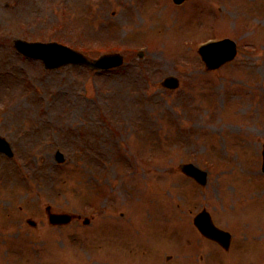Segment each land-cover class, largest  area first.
Returning a JSON list of instances; mask_svg holds the SVG:
<instances>
[{
  "label": "rangeland",
  "instance_id": "obj_1",
  "mask_svg": "<svg viewBox=\"0 0 264 264\" xmlns=\"http://www.w3.org/2000/svg\"><path fill=\"white\" fill-rule=\"evenodd\" d=\"M225 37L237 41V57L205 71L198 46ZM14 39L116 50L127 60L105 73L45 70L17 54ZM168 75L178 89L160 87ZM262 105L264 0H0V135L15 150L12 160L0 155V264L80 263L59 246L75 245L87 225L52 227L46 205L94 216L79 236L104 244L101 264H159L171 240L162 258L264 264V124L253 118ZM233 140L242 144L230 150ZM187 162L207 169L205 186L180 174ZM203 208L232 234L229 250L198 235L192 219ZM194 232L201 244L179 250Z\"/></svg>",
  "mask_w": 264,
  "mask_h": 264
},
{
  "label": "water",
  "instance_id": "obj_2",
  "mask_svg": "<svg viewBox=\"0 0 264 264\" xmlns=\"http://www.w3.org/2000/svg\"><path fill=\"white\" fill-rule=\"evenodd\" d=\"M176 1L180 2L181 0H176ZM222 44H223V46H222V48H220V50H222L223 53H222L220 58H231L233 56V54H234V45H233V43H231L229 41H224ZM21 45H22V42H20V41L16 42V46L18 48H20ZM27 52H29V54L33 55V56H38V55L42 56L43 55V50L41 49V47L37 48L36 50H33V49L30 50L29 49ZM65 58H73L75 60H79L78 62L87 63V64H90L93 67H96V63L89 62V61L85 60L82 57L79 58L77 56H74L73 54L68 53V50H65V49L61 50L60 52H56L54 58L46 57L45 59L48 62L53 61L54 63H56V62L62 61ZM53 66H56V64H54ZM0 150L7 151V147L4 145L3 142H0ZM208 224H209V222H208Z\"/></svg>",
  "mask_w": 264,
  "mask_h": 264
}]
</instances>
